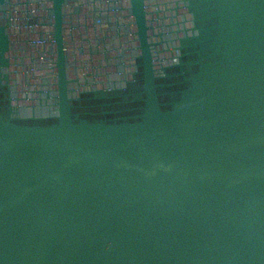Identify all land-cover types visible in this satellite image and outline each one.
<instances>
[{"label":"water","instance_id":"obj_1","mask_svg":"<svg viewBox=\"0 0 264 264\" xmlns=\"http://www.w3.org/2000/svg\"><path fill=\"white\" fill-rule=\"evenodd\" d=\"M0 264H264V0H0Z\"/></svg>","mask_w":264,"mask_h":264}]
</instances>
